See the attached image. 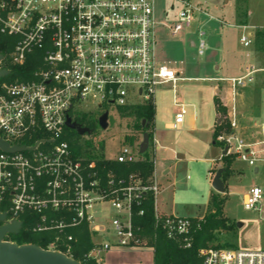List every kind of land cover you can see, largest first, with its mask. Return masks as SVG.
Segmentation results:
<instances>
[{"label": "built area", "instance_id": "obj_1", "mask_svg": "<svg viewBox=\"0 0 264 264\" xmlns=\"http://www.w3.org/2000/svg\"><path fill=\"white\" fill-rule=\"evenodd\" d=\"M174 1L180 9L171 27L173 34L189 29L199 15L209 16L206 3ZM157 26L155 0H0V48L6 51L5 55L0 52V70L8 71L0 78V141L27 148L15 152L0 149V205L7 209V222L36 214L35 232H58L46 250L73 258L74 238L66 230L87 224L94 247L86 257L97 264H102L98 259L101 252L117 247L152 248L155 252L153 239L134 224L135 215H145V210L136 213V209L149 193L154 197L155 228L182 249L193 246V220L158 210L161 186L155 174L148 180L139 174L103 175L95 162L86 164L84 158L76 157L66 138L68 116L74 121L72 115L95 106L107 107L108 113L111 107L147 103L156 107L157 90L167 85L175 93L171 128L182 127L187 107L176 96V89L187 79L159 61ZM240 28L241 45L253 47L259 29ZM204 35L200 33V37ZM206 49L205 40H201L199 55ZM36 52L42 55L35 61L31 79L5 80L10 66L24 67ZM262 73L264 66L248 63L240 77L220 81L229 84V88L221 87L220 98L227 112L220 115L221 123L229 119V132L218 139L228 146L227 155L250 166L264 154V140L256 149L239 137L237 101L241 90ZM115 160L134 163L140 157L123 146ZM243 206L262 211L263 189L251 187L243 197ZM198 254L200 264H264V251L208 246Z\"/></svg>", "mask_w": 264, "mask_h": 264}, {"label": "rangeland", "instance_id": "obj_2", "mask_svg": "<svg viewBox=\"0 0 264 264\" xmlns=\"http://www.w3.org/2000/svg\"><path fill=\"white\" fill-rule=\"evenodd\" d=\"M196 1L206 3L209 16L199 15L189 29L173 34L171 27L178 20L179 5L174 0H155L158 59L187 79L180 81L176 89V96L187 107L182 129H165L168 123L175 121L173 87H159L155 95V140H150L147 152L155 161L156 179L161 186L157 204L162 214L197 219L211 212L212 195L225 198L223 211L230 228L217 232L214 244L233 250L264 251V206L262 211L246 210L243 206V197L251 187L258 186L264 191V154L258 157L255 166L236 159L225 183L226 193L220 194L209 183L211 164L208 161H220V165L215 166V177L217 171L224 168L221 158L228 146L223 144V149L211 144L208 148L206 144L220 120L214 103L215 87L219 84L229 88L228 83L220 81L240 77L248 63L264 66V51L256 46L255 49L244 48L240 43L243 33L240 27L244 23L264 25V0ZM245 9L250 15L243 20ZM201 32L205 33L203 37H200ZM201 40L207 44L203 56L198 53ZM221 87L216 94L219 100L223 98ZM228 104L231 105V94H228ZM106 108H84L78 116L85 123H92ZM237 110L239 137L260 149L262 146L256 144L264 140V73L241 90ZM108 122V129L98 126L93 134L80 136V146L94 151L103 147L101 154L107 159H116L122 147L128 146L139 158L143 134L125 128L117 107L109 109ZM223 132H229V119L224 122ZM126 136H133V141L126 140ZM166 169H170V173L164 175ZM97 240L103 242L102 237ZM154 256L152 248L117 247L101 252L98 259L102 264H154Z\"/></svg>", "mask_w": 264, "mask_h": 264}, {"label": "trees", "instance_id": "obj_3", "mask_svg": "<svg viewBox=\"0 0 264 264\" xmlns=\"http://www.w3.org/2000/svg\"><path fill=\"white\" fill-rule=\"evenodd\" d=\"M10 40L11 38H8ZM254 45L260 50L264 51V29H259L256 32ZM256 48V49H257ZM0 52L5 55L6 51L0 48ZM259 52V51H258ZM42 55V52H36L28 58L27 64L22 68L10 66V74L5 79L7 81H14L19 78L21 80H29L33 77V71L36 69L35 61ZM216 110L219 115L225 113V109L221 106L218 97H215ZM122 124L125 128L133 130L137 134H149L150 140H153V128L156 119V107L152 103L132 105L127 107L118 108ZM79 113L72 115L76 123L92 129L93 133L99 126V117L92 123H85L79 118ZM221 119V118H220ZM224 123L217 124L215 127L213 140L214 145L220 147L223 146V142L219 141V136L223 133ZM67 140L71 144V148L76 157H82L86 160V164L89 162H95L98 170L101 174L106 175L108 172H114L118 177H127L130 174H139L144 180H148L153 177L155 173V161L149 155L148 152L140 155V160L134 163H119L115 159L105 158L101 152L103 147L98 151H94L90 148H83L78 143L80 135L75 131L66 129ZM92 133V134H93ZM133 141L134 137L129 138L126 136V140ZM223 148V147H222ZM224 149V148H223ZM237 159L235 155H224L221 158V162L224 164L225 172L223 173V181L226 182L227 178L231 174L232 164ZM224 204L225 198L212 195L211 199V212L208 213L203 219H192L194 227V241L191 249L185 250L180 248L178 244L168 240L163 232L155 228L154 220V197L152 194H147L141 208L145 210L143 217L134 216V224L136 227L143 229L145 236L151 237V242L155 247L154 264H200L201 258L199 257V250L208 246H217L214 242L216 240V233L222 230H228V219L224 216ZM7 209L3 205H0V211L5 212ZM23 227L18 235H8L6 240L15 242L19 245L34 244L43 249H47L49 244L58 235L56 231L47 232H35L34 226L39 222V216L36 214H25L21 218ZM0 225H2L0 223ZM67 235H71L74 238L72 256L75 260L81 264H97L93 259H87V254L93 249L94 243L91 233L87 224L81 225L75 228H69L66 230ZM64 251L63 249H60Z\"/></svg>", "mask_w": 264, "mask_h": 264}, {"label": "water", "instance_id": "obj_4", "mask_svg": "<svg viewBox=\"0 0 264 264\" xmlns=\"http://www.w3.org/2000/svg\"><path fill=\"white\" fill-rule=\"evenodd\" d=\"M2 56L0 55V60ZM8 71L0 70V78L6 77ZM219 91L217 92V94ZM109 113L105 112L99 119V126L106 130L109 125ZM221 121L219 120V123ZM67 127L75 131L78 135L84 136L92 134L93 131L89 128L83 127L72 120L70 116L67 117ZM150 136L145 133L143 141L140 146V153L144 154L149 150ZM0 149L6 152H15L26 150V147L10 146L4 141H0ZM228 148L223 151V156L227 155ZM258 170H256L257 172ZM224 168H220L213 181L212 187L220 194L226 193V186L223 181ZM0 264H81L79 261L67 256L66 254L58 251L46 250L34 244L19 245L15 242L6 240L8 235H18L22 229V222L14 220L7 222V213L0 212Z\"/></svg>", "mask_w": 264, "mask_h": 264}, {"label": "crops", "instance_id": "obj_5", "mask_svg": "<svg viewBox=\"0 0 264 264\" xmlns=\"http://www.w3.org/2000/svg\"><path fill=\"white\" fill-rule=\"evenodd\" d=\"M243 14L245 15V17H244V19L243 18H240V19H243V20H245L246 19V17H248V15H250V12H249V10L248 9H245V12H243ZM251 17H252V15H251ZM242 26H254V27H257L258 29L259 28H264V25H250L248 22L247 23H244V25H242ZM254 47V49H255V45L253 46ZM256 51V50H255ZM257 52V51H256ZM210 80H218V79H216V78H210ZM219 87H221L219 84H218V86H216L215 87V89H214V92H213V94H215L214 96L216 97V94H217V92H218V89H219ZM215 97H214V103H215ZM215 108H216V104H215ZM217 114H218V116H219V113L217 112ZM223 114H224V112H223ZM222 114V115H223ZM156 120V119H155ZM220 121H221V119H220ZM174 123V122H173ZM173 123H168L166 126H165V129L166 130H174V129H172L171 127H172V124ZM221 123V122H220ZM219 123V119H218V122H217V124H220ZM216 124V125H217ZM216 127V126H215ZM183 128V125H182V127L180 128V129H182ZM194 129V131H196V128L195 127H193ZM209 134H210V131L208 132ZM213 135H214V132H213V134H212V138L210 137L207 141H206V144H207V147L209 148L210 147V145L211 144H213L214 145V140H213ZM208 162H210L209 164H211V169H210V171H209V177H210V181H209V183L210 184H212V181H213V179H214V177H213V175H214V170L216 169L215 168V166H217V165H220V161H214L213 159H211V160H209ZM256 170H258V169H256ZM259 171V170H258ZM257 171V172H258ZM170 173V169H166L165 171H164V175H167V174H169ZM155 177H156V168H155ZM224 183H226V182H224ZM226 186V185H225ZM157 208H158V210L161 212V209H160V207H159V205L157 204ZM197 219H203V218H197Z\"/></svg>", "mask_w": 264, "mask_h": 264}, {"label": "flooded vegetation", "instance_id": "obj_6", "mask_svg": "<svg viewBox=\"0 0 264 264\" xmlns=\"http://www.w3.org/2000/svg\"><path fill=\"white\" fill-rule=\"evenodd\" d=\"M101 109H103V108H101ZM103 112H106V109H104ZM101 116H102V115L99 116V119H100ZM81 126H82V125H81ZM83 127H84V126H83ZM91 130H92V129H91Z\"/></svg>", "mask_w": 264, "mask_h": 264}]
</instances>
